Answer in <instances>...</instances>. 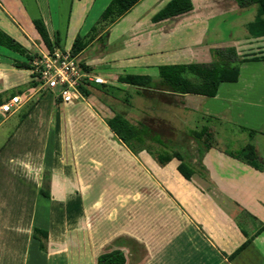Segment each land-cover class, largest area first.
<instances>
[{"label": "crops", "instance_id": "obj_1", "mask_svg": "<svg viewBox=\"0 0 264 264\" xmlns=\"http://www.w3.org/2000/svg\"><path fill=\"white\" fill-rule=\"evenodd\" d=\"M73 1L0 0V29L5 28V20L13 29L15 40L30 55L60 49L61 45L70 49L75 36L83 37L85 45L74 56L83 69L105 82H91L81 101L90 102L100 111L112 109L98 118L109 135L121 144L113 152H104L122 155L119 160L125 164L127 152L138 155L153 172L151 185L158 189L157 194L150 196L151 201H140L139 212L135 214L139 217L135 220L127 217L130 230L114 240L110 237L106 253L120 251L127 264H264V153L256 145L257 138H264V42L257 44L263 50V59L241 62L237 80L221 82L215 96L161 90L171 97L170 103L156 101L152 106L153 112L174 121L199 112L219 125H234L238 131L239 134L229 137L233 139L227 146L231 150L209 147L202 151L200 160L179 151L193 168L190 179L178 172L179 161L175 157L161 165L149 153L151 149L133 153L105 123L113 112L126 119L129 110L136 113L138 108L127 102L128 89H134L136 96H140L141 90L153 91L120 82L118 76L148 75L147 70L157 74L158 65L183 55L192 58L191 62H208L212 59L211 50L228 46L240 54L235 47L238 41L263 39L248 33L247 21L241 25L245 28L237 31L236 38L230 41H208L201 45L200 39H193L175 44L179 42L175 36L180 31L191 35L196 32L194 28L204 26L198 32L200 37L204 36L210 27H219L228 14L238 15L249 7L239 8L235 0H184L187 6L159 15L177 0H138L102 26L105 22L99 17L110 0H75L76 9ZM136 47L145 49L127 55ZM109 50L114 58L105 61ZM154 57L159 64L148 60ZM13 61L27 62V58L0 45V104L14 95L23 97L13 112L6 115L0 112V264H33L29 253L23 260L19 258L20 234L30 235L35 242L40 234L36 233V237L34 229L43 230L45 245L38 253L53 250L47 240H51L56 219L61 223L60 219L72 216L73 209L76 212L84 204V196L68 189V165L74 164L76 171L84 167L77 159L73 163L68 158L69 149L61 147L56 136V146L49 147L53 123L58 126L62 123L61 117L54 113L68 103L61 102L49 90L41 91L32 70L16 68ZM106 84L120 91L119 98L109 95ZM141 106L137 112L146 115ZM139 126L147 130L146 125ZM203 126L211 132L212 126ZM156 140L159 141L157 137ZM243 144L253 147V157L238 153ZM162 150L178 151L174 148L151 151ZM95 151L96 154L100 149ZM93 165L100 169L98 161ZM39 203L46 205L41 207ZM45 261L43 264H49Z\"/></svg>", "mask_w": 264, "mask_h": 264}, {"label": "rangeland", "instance_id": "obj_2", "mask_svg": "<svg viewBox=\"0 0 264 264\" xmlns=\"http://www.w3.org/2000/svg\"><path fill=\"white\" fill-rule=\"evenodd\" d=\"M76 7L77 3L74 0L73 9H76ZM254 13L255 6L253 5L238 15L228 14L226 18L219 22V27H210L209 31L201 37L198 32L203 28L205 29L204 26L194 28L196 32L191 35H184L183 31H180L175 36V40H179V42L175 44L181 45L187 41H193V39H200L201 42L199 44L201 45L208 41H230L236 38L237 31L242 30L243 27L245 28V26L241 25H245L247 21L253 19ZM3 25L5 28H1V30L14 38L15 33L6 24L5 20H3ZM210 26H212V23H210ZM263 42L264 38L259 39V41L255 39L250 42L239 43L238 41L235 47L240 52L238 54L240 57H251L256 53H261V57L263 56V50H260L257 44L262 45ZM222 45L229 44L223 43ZM67 47L66 45H61L60 49L67 50ZM143 49L145 48L136 47L132 52L129 51L127 55L140 53ZM109 54L104 58L105 61L114 58L111 51ZM157 59V57H154L148 60L159 64ZM7 61L10 62V60ZM191 61L194 60L187 57V55H183L177 60H173V62L163 63H188ZM139 62H141V59ZM147 71L153 81L159 80L155 72L152 74V70ZM99 73L102 74L101 72ZM97 87L101 89V86ZM105 87L110 89L109 95L119 98V90L109 87L108 84ZM161 90H164V88L160 84L156 85L153 91L141 90L140 96H136L134 89L127 90V102L138 109L142 105L141 108L146 110V115L139 114L137 112L138 109H136V113H134V110H129L127 118L138 126L141 124L147 126L149 138L144 143L147 149L174 148L183 152L188 158L194 155L199 160L202 157V151L209 147L231 150L227 148L229 142L233 140L229 137L238 133L234 125L227 123L219 125L199 112H191L188 118L180 117L176 121L164 114V117H162L159 113L153 112L155 110L152 106L155 105L156 101L157 103L158 101L163 103H170L171 101V97L164 94ZM41 91L46 90L42 89ZM88 103H83L82 101L70 102L66 107H62L59 113L58 111L55 112L54 115H59L62 123L60 126L53 123L52 136L49 141V147H55L54 136H56L58 144L69 149L68 158L70 157L73 163L76 159L78 163H82L81 166L84 168L78 171H76V168L74 169V164L68 165V172L66 173L69 183L68 189L74 190L72 193L77 192L84 196V204L76 212L73 209L72 216L60 219L61 223L59 219H56V225H53L54 228L49 236L51 240H47L48 243L53 245V250L51 251L45 250V253H38V249H42L45 245L43 236H38L41 241L36 236L37 241L34 242L29 238L30 235L20 234L18 240L20 260H23L25 255L29 253V258L32 261L34 260L33 264H43L46 262L45 260L49 264H97L98 258L110 249V246H107L109 245L108 239L111 237V240H114L122 235L124 231L130 230L129 219L132 217L135 220V218L139 217H135V214L137 215L139 212L140 201H151L150 196L157 194L158 189L151 185V178H154L153 172L146 168L140 156H134L127 152V164H125L122 160H119V158H123L122 155L104 152L105 150L113 152V149L121 147V144L109 135L98 118H103L104 115L109 113L111 108H101L100 111L99 108L94 107L90 102ZM202 125L212 126L209 127L210 135L200 134L197 137L196 134L199 133ZM156 137L159 140L158 142ZM256 141L257 147L264 153V138L259 137ZM247 146V144L240 145L238 153L249 156ZM97 148L100 151L95 154ZM194 149L195 152H193ZM212 158H215V155ZM97 161L100 164L99 170L93 167V164L97 163ZM145 196L148 198H145ZM43 204L46 205V203ZM43 204L39 203L41 207ZM127 217H129L128 220ZM125 243L127 246V240ZM121 264H127V260L124 258Z\"/></svg>", "mask_w": 264, "mask_h": 264}, {"label": "trees", "instance_id": "obj_3", "mask_svg": "<svg viewBox=\"0 0 264 264\" xmlns=\"http://www.w3.org/2000/svg\"><path fill=\"white\" fill-rule=\"evenodd\" d=\"M138 0H110L107 6L100 14L99 20L105 22L104 25L112 22L115 18L122 15ZM239 8H248L255 6L254 17L247 22L246 29L251 36L264 35V0H235ZM184 0H177L165 7V10L159 14L163 15L174 8H183ZM94 28H91L93 30ZM0 45L24 55L27 62L13 61L12 65L16 68L31 69L30 61L36 56L28 54L27 50L14 38L7 35L0 29ZM85 45L83 37L77 35L73 39L70 47L72 55L77 54ZM212 59L208 62H188L174 64H160L157 66L158 81H153L147 74H126L118 76V81L127 83L131 86L140 88H154L160 84L164 90L176 94H196L207 97L215 96L218 86L221 82H235L239 75V64L246 60H259L263 56L252 55L251 57H240L233 46L226 48L211 50ZM84 95L87 94V89H82ZM106 125L114 133V135L123 142L133 153L139 149L146 148L145 141L149 138L145 127L131 123L121 113L113 112L110 117L105 119ZM210 135L205 126H201L199 133ZM206 135V136H207ZM154 141V140H153ZM156 141V140H155ZM158 142V141H157ZM250 157L254 156L253 147L247 146ZM151 156L157 163L163 165L172 157H175L179 163L177 165L178 172L185 178L190 179L193 168L185 160L184 156L179 151L162 150L153 152L149 150ZM34 233H39L45 237L46 233L43 230L34 229ZM38 239V238H37ZM40 240V239H39ZM245 244L240 246L238 252ZM123 254L120 251H111L101 255L98 258L97 264H121L123 262Z\"/></svg>", "mask_w": 264, "mask_h": 264}, {"label": "built area", "instance_id": "obj_4", "mask_svg": "<svg viewBox=\"0 0 264 264\" xmlns=\"http://www.w3.org/2000/svg\"><path fill=\"white\" fill-rule=\"evenodd\" d=\"M30 65L39 87L49 90L63 103L81 101L85 96L82 89H87L91 82H105L102 77L83 69L69 49L55 48L47 53H39L30 61ZM22 102V96H11L0 104V112L9 114Z\"/></svg>", "mask_w": 264, "mask_h": 264}]
</instances>
